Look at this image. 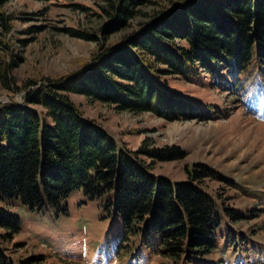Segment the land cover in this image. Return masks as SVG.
I'll return each instance as SVG.
<instances>
[{
	"label": "trees",
	"instance_id": "1",
	"mask_svg": "<svg viewBox=\"0 0 264 264\" xmlns=\"http://www.w3.org/2000/svg\"><path fill=\"white\" fill-rule=\"evenodd\" d=\"M168 2L145 11L144 6L158 1L103 0L99 7L108 22L97 31L103 37L129 26L136 15L146 19L119 42H101L78 72L45 77L44 83L28 78L23 86H32L21 102L0 101V199L17 197L30 208L64 210L66 197L81 189L86 198H100L108 211L121 213L123 226L141 234L142 242L156 240V249L174 264L178 259L207 264L200 263L201 256L214 247L220 217L200 183L214 170L203 163L186 165L187 178L181 180L152 172L153 161L179 158L185 151L176 144L151 145L147 138L137 148L120 144L70 97L80 93L119 110H150L169 119L204 118L217 113L219 105L208 102L205 107L176 91L166 74L184 80L208 77L215 88L220 85L213 82H230L242 100L253 83V91L264 86V0ZM13 18L0 7L1 34L11 30ZM62 28L99 39L94 30ZM8 47L0 36V49ZM21 58L18 53L0 57V84L8 90L22 88L12 73ZM18 228L17 215L0 204V239L10 238ZM4 250L0 247V264H28L33 258L16 263Z\"/></svg>",
	"mask_w": 264,
	"mask_h": 264
},
{
	"label": "rangeland",
	"instance_id": "2",
	"mask_svg": "<svg viewBox=\"0 0 264 264\" xmlns=\"http://www.w3.org/2000/svg\"><path fill=\"white\" fill-rule=\"evenodd\" d=\"M157 1L144 10L169 3ZM99 3L103 0L3 2L0 7L15 18L11 30L0 33L9 46L0 49V57L9 59L12 53L22 56L12 68L22 88L12 91L0 84V101L20 102L32 86H23L28 78L44 83L45 77L78 72L91 62L101 42H119L146 19L136 15L129 26L103 37L97 31L108 19ZM65 26L94 30L99 39L71 35L62 28ZM166 77L171 88L205 107L208 102L216 103L220 110L204 118L169 119L150 110H119L112 103L80 93L71 92L70 97L84 116L99 122L120 144L137 148L147 138L151 145L176 144L185 151L179 158L153 161L152 172L181 180L187 178L186 165L203 163L214 170L215 174L206 176L200 185L214 199L220 219L214 228V247L201 256L200 263L264 264V86L253 91V83L246 89L250 94L242 100L230 82H213L220 85L215 88L209 86L208 77L202 79L205 83L198 78ZM0 204L19 219V228L12 236L0 239V247L16 263L33 256L28 264H174L171 257L156 249V240L142 242L139 234L123 226L121 213L109 212L100 198H86L81 189L66 197L64 210L48 205L30 208L17 197H2ZM186 263L178 259L175 264Z\"/></svg>",
	"mask_w": 264,
	"mask_h": 264
}]
</instances>
